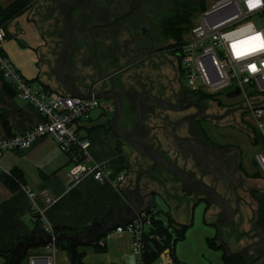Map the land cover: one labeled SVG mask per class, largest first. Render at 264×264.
I'll return each mask as SVG.
<instances>
[{
  "label": "crops",
  "instance_id": "0c3cea01",
  "mask_svg": "<svg viewBox=\"0 0 264 264\" xmlns=\"http://www.w3.org/2000/svg\"><path fill=\"white\" fill-rule=\"evenodd\" d=\"M12 1L14 0H0V4L6 6ZM67 1L69 0H33L28 10L5 25L4 39L0 44L2 54L10 59L26 79L45 89L63 94L66 93L56 78L54 65L64 36L63 15ZM105 15V12L99 14L97 21L105 20ZM94 36L97 37L98 34ZM89 49V59L85 58L91 69H94L96 64L92 61L95 51L92 47L84 51L88 52ZM83 62L85 63L81 58L77 64L83 67ZM97 109L99 111L95 117L91 116L89 121L77 122L75 128L80 139L89 141L88 154L80 159L81 164L92 167L106 163L110 168V174L102 182L91 175H85L77 183L68 184V171L73 165L72 157L50 137H40L27 148L2 153L0 250L12 248L23 236L36 228H44V224H49L53 231L54 227H87L112 208L126 203L121 190L122 183L129 177L128 164L138 158L139 154L126 142H120L111 129L106 127L105 111L100 104L94 110ZM1 113L10 127L11 135H22L30 126L41 121L39 113L28 102L18 95L5 93L0 78V139L8 136L2 126ZM155 143L171 158L163 142ZM177 163L183 166L180 162ZM145 164L147 168L150 163L145 161ZM243 165L250 175L254 174L252 165L247 167L245 161ZM13 168L21 170L25 185L10 191L2 182L1 173H8ZM156 172H163L179 183L163 169ZM119 175H123L122 180L118 179ZM174 184L171 187L167 182L166 198H156V203L176 222L189 227L184 238L175 244L176 262L170 257L168 250L166 256L170 261L167 260L165 264H223L222 250L212 249L206 242L208 238L216 236V229L211 227V222H206V215L209 217L207 220H210L216 210L211 206L207 207L204 200H199V194ZM25 187L34 193L33 198L28 196ZM44 193L50 197V201L46 200ZM195 218L198 219L196 227ZM101 239L102 245H105L103 252L95 251L92 245L79 247V251L83 253V264H138L132 252L130 232L112 230ZM39 248L31 249V252ZM5 263V257L0 256V264ZM55 264H70L64 250H57Z\"/></svg>",
  "mask_w": 264,
  "mask_h": 264
},
{
  "label": "flooded vegetation",
  "instance_id": "af4514ba",
  "mask_svg": "<svg viewBox=\"0 0 264 264\" xmlns=\"http://www.w3.org/2000/svg\"><path fill=\"white\" fill-rule=\"evenodd\" d=\"M165 1L89 0L81 4L72 16V42L65 62L66 78L71 82L79 79H89V81L104 79V86H98L97 90L112 88L123 99V110L118 125L124 132H130L137 121L138 111L135 102L138 99L142 111V123L136 133V139L155 148L168 159L170 158L157 147L160 145L155 143L160 142L159 133L154 131L152 126H157V128L158 126L161 128L167 125L173 126L175 121L195 115L182 120L178 126H185L188 135L199 138L220 149L237 148L240 153L239 169L248 177L250 174L243 165V148L239 144L233 146L230 140L232 136L227 128L233 127L221 126L218 122L229 115H232V118L236 120L238 110L227 113L230 108L235 106L223 107L219 102V110L213 111L211 109L214 103L212 100L215 98H200L191 94L186 86L180 84L178 70L175 72L176 77L175 73L170 76L167 69H164L168 64V54L172 53L170 45L173 41L163 35L162 22L175 16L178 10H184L180 7L181 2H188L191 6L198 7L202 0H179L178 2L171 0L172 5L169 7L171 13L167 12L164 5ZM66 8L67 6L65 11ZM102 12L106 13L105 20L97 21L99 19L98 15ZM153 12L156 13L153 15ZM95 34H98V36L95 37ZM90 47L95 51V62L92 61L96 64L94 69H91L85 58L89 56L90 49L88 52L84 50ZM81 58L85 61L83 67L77 64ZM174 68L176 67L174 66ZM148 94L172 104H190V106L183 110H169L151 100ZM103 102L104 120L109 125V120L115 110V102L108 99L103 100ZM227 134L231 136L230 139ZM246 137L249 141V137ZM254 139L257 142L254 145L258 146L260 138L255 137L254 134ZM252 169L254 171L252 176H254L255 171H257L254 164H252ZM175 180L179 181V183L173 181L176 186L199 194L198 191L178 178H175ZM243 187V190L246 191L244 196L249 197V200H253L251 202L254 203H251L250 206L254 211L248 208L249 218H252L255 226L262 227L264 191L255 185L251 187L248 184L243 185ZM198 197H200V194ZM204 202L207 207L211 206L214 209L212 201L204 200ZM215 210L214 219L217 220L224 216L222 211ZM252 229L250 226L247 229L250 234L255 233ZM238 230L246 231L244 228ZM224 234V240L233 252H237L246 243L256 239L252 235L250 236L252 238L237 236L229 225L223 226V236ZM260 251L259 260L264 261V249ZM24 258L25 256L19 264H23Z\"/></svg>",
  "mask_w": 264,
  "mask_h": 264
},
{
  "label": "built area",
  "instance_id": "2783aa9c",
  "mask_svg": "<svg viewBox=\"0 0 264 264\" xmlns=\"http://www.w3.org/2000/svg\"><path fill=\"white\" fill-rule=\"evenodd\" d=\"M186 34L179 52V71L185 80V86L191 92L213 96L239 90V94L233 98L240 97L251 110L250 115L260 138L253 162L256 170L264 173V106L253 107L250 102L257 93L264 94V47L261 46L264 44V0H260L253 8H249L248 0H215L202 10L198 20ZM257 36L260 37L259 40L250 39ZM3 39L4 31L0 27V44ZM241 41L247 43L240 44ZM234 43L237 44L235 50ZM237 52L242 54L238 56ZM0 72L16 95L33 106L41 116V121L30 126L22 135L0 139V157L4 151L27 148L37 138L50 137L63 151L69 153L77 146L80 152V155L72 157L68 184L77 183L85 175L104 181L110 174L106 163L92 167L81 164L79 156H87L89 141L80 139L75 128L77 122L91 119L92 112L99 106V99H84L38 86L26 79L10 59L1 53ZM118 179L122 180L123 175H119ZM25 189L28 196L33 198L34 193L28 187ZM44 195L50 201V197L46 193ZM150 225V215L142 212L127 225L113 230L132 234V252L138 264H142V234ZM44 229L51 234L52 240L39 246V251L28 252L23 264H54L58 250L54 240L56 234L49 224H44ZM167 252L168 249H164L159 254L156 264H165L169 260ZM259 262L262 260L257 263Z\"/></svg>",
  "mask_w": 264,
  "mask_h": 264
},
{
  "label": "water",
  "instance_id": "95a60500",
  "mask_svg": "<svg viewBox=\"0 0 264 264\" xmlns=\"http://www.w3.org/2000/svg\"><path fill=\"white\" fill-rule=\"evenodd\" d=\"M89 0H71L66 2V11L63 15V40L59 51L56 53L54 71L56 78L64 92L70 96H76L84 99L96 98L100 100H113L115 110L109 120L111 131L122 141L126 142L139 157L129 163V177L123 180L122 192L124 193L126 203L122 206L112 208L101 218L97 219L84 229L77 232H62L55 235L54 240L66 249V254L70 264L77 262V246H87L95 243L99 238L108 234L118 226H125L132 221L137 214L145 213L155 217L164 218V212L156 203V198H166V183L174 186L173 179L158 169L168 172L173 178H178L200 194L199 200H210L214 209L224 213V216L218 218L214 224L218 243L223 247L227 256H239L246 253L255 254L256 250L264 249V215L262 227L255 226L252 218H249L248 208H252L250 198L244 196L243 185L254 187L251 178L239 169L240 153L235 147L220 149L215 145L208 144L199 138L187 134L185 126H178L184 119L174 122L173 126H152L154 131H158L160 142L166 146L170 159L161 152L150 147L138 139L136 133L142 123V111L139 106V100H136L138 111L137 121L130 132H124L118 125L122 110L123 99L114 92L112 88L106 90H97V87H103V80L79 79L71 82L66 78L65 62L72 42V16L73 12L83 3ZM180 7L184 10L196 13L198 8L191 6L188 2H181ZM100 70V69H99ZM100 72V71H99ZM100 89V88H99ZM239 94L235 89L226 93V97L233 98ZM148 97L159 105L169 110H183L187 105H177L164 101L152 94ZM256 99V100H255ZM251 99L253 107L264 106V99ZM249 106H238L230 108L227 113L241 109L245 110ZM226 113V114H227ZM225 114V115H226ZM238 129H243L236 126ZM249 135L253 144H256L254 133L248 128L244 129ZM262 146L264 141L262 140ZM172 160V161H171ZM145 161H149L146 168ZM177 162L183 164L181 167ZM157 174V175H156ZM256 186V185H255ZM164 192V194H163ZM165 197V198H164ZM254 204V203H253ZM255 208V207H254ZM253 210V209H251ZM254 211V210H253ZM229 225L234 233L241 237L256 239L238 250L233 252L224 240L223 226ZM239 225V226H237ZM253 228L254 234H250L249 228ZM244 228L246 231H239ZM52 240V236L43 227L36 228L27 236H23L16 242L12 250L6 256L5 264H19L20 260L31 249L47 244Z\"/></svg>",
  "mask_w": 264,
  "mask_h": 264
},
{
  "label": "trees",
  "instance_id": "16d2710c",
  "mask_svg": "<svg viewBox=\"0 0 264 264\" xmlns=\"http://www.w3.org/2000/svg\"><path fill=\"white\" fill-rule=\"evenodd\" d=\"M33 0H14L11 3H9L6 6H2L0 4V27L3 29L7 23L12 21L14 18L19 16L20 14L24 13L26 10L30 8L32 5ZM174 2H178L179 0H173ZM192 13L187 10H178V13L162 22L163 28L162 32L163 35L166 38H171L173 43L170 45L172 47V53L177 56L178 61L180 62V47L183 44V35L185 31L189 29L188 26H184L191 17ZM0 53L2 54V50L0 48ZM3 55V54H2ZM180 70V67H179ZM0 78L3 81V88L6 94L8 95H16L15 90L9 85L3 78L2 73L0 72ZM34 81H37L36 79ZM191 94H194L200 98H215L213 95H209L203 92H191L188 90ZM1 122L2 126L7 133V135H11L10 127L3 115L1 113ZM108 125V123H107ZM106 127L108 129L109 126ZM255 137H257V133L255 130H253ZM120 142L121 139H119ZM80 155V152L76 147H73L69 155L70 157H73L74 155ZM80 159H82V156H79ZM1 180L3 184L10 190L14 191L18 189L21 185H25V179L23 176V173L18 168L11 169L8 173H1ZM151 219V225L143 231L142 234V242H143V251H142V257H141V263L142 264H153L155 260L158 258L159 254L164 250L168 249L170 257L176 262L175 258V244L182 240L185 236V233L189 227L187 224H181L179 222H176L168 212L164 213V218L155 217L150 215ZM85 227L81 228H65V227H54V233L60 234L62 232H77ZM105 236V235H104ZM103 237V236H102ZM101 237V238H102ZM99 238L95 243L92 244L93 248L97 252H103L105 250V245H101L99 243ZM208 246L215 250H222L223 254V264H264V261L259 262L261 251L256 250V255L253 254H243L239 256H227L223 250V247L218 243L216 236L212 239L206 240ZM57 244V243H56ZM58 249L64 250L66 252V249L61 244H57ZM79 247H76L77 252V262L78 264H83L82 258L83 253L79 251ZM13 248V247H12ZM12 248L7 250H0V256L5 257L9 254V252L12 250Z\"/></svg>",
  "mask_w": 264,
  "mask_h": 264
},
{
  "label": "rangeland",
  "instance_id": "374dc122",
  "mask_svg": "<svg viewBox=\"0 0 264 264\" xmlns=\"http://www.w3.org/2000/svg\"><path fill=\"white\" fill-rule=\"evenodd\" d=\"M214 1L215 0H202L200 2V4L198 5V7H197L198 8L197 12L196 13H192V15L190 17V20L186 24H184V26H188L189 29H190L191 26L198 20L199 14L202 12V10L204 8L210 6V4H212ZM164 5H165V8L167 9V12L171 13L170 10H169V7L172 5V1L171 0H166L164 2ZM155 13L156 12H153V15ZM189 29L187 31H185L183 37L184 36L187 37L186 33L189 31ZM172 64L176 68H174V66ZM179 67H180V62L178 61L177 56L174 55L173 53H169L168 54V64H167V67L164 68V69L165 70L167 69V72H168V74L170 76L174 75L176 70H178V76H179L180 84L185 87V80L181 77V74H180V71H179ZM175 76L177 77L176 73H175ZM214 97H215V99L212 100L214 103L212 104V107H211V109L213 111L219 110V107H218L219 102L221 103V105L223 107L229 106V105H232V106H235V107L247 106V102L244 101V100H241L240 97L227 98L225 93H221L218 96H214ZM255 98H257L259 100L264 99V94L257 93V95L255 97L251 98V99H255ZM99 104L104 109L103 100H99ZM98 111H99L98 109L94 110L93 113H92V116L95 117V115L98 113ZM250 113H251V110H249L248 108L245 109V110L238 109L237 115H236V120H234L232 118V115H229L228 117L223 118V119L218 121L219 125H221V126H227V127L231 126V127H233V128H227L228 132H230V135L232 136V138L230 139L231 136L228 135V134H227V136L231 140L233 146L238 145V144H239L240 147L242 146L243 151H244L243 152V158H244V161H245V164H246L247 167H249V166H251L253 164L254 154L259 149V145L255 146L253 143H251L250 138H249L250 142L247 140L246 136H249V135L244 130V129L247 130L249 128L252 132H253V130H255V132L257 131L255 129V127H254V124H253L254 120L251 117ZM236 126H240L243 129H238ZM257 137H259L258 134H257ZM252 175L253 174H251L250 177H251V180H252L253 184L256 185L257 187L261 188L264 191V173L259 172L257 170L256 174L254 176H252ZM207 219H209V217L206 215V222H211V224H210L211 227H213L215 229L214 224L216 222V219H214L212 217L210 218V220H207ZM200 220H202L201 217H200ZM197 221H198V219L195 218V227L197 226ZM224 238H225V234H224ZM39 250H40V248L37 251H39ZM29 253H32L31 250L29 251ZM22 262L23 263L25 262V258H24V260ZM54 264H55V260H54Z\"/></svg>",
  "mask_w": 264,
  "mask_h": 264
},
{
  "label": "snow or ice",
  "instance_id": "6c2138e0",
  "mask_svg": "<svg viewBox=\"0 0 264 264\" xmlns=\"http://www.w3.org/2000/svg\"><path fill=\"white\" fill-rule=\"evenodd\" d=\"M260 0H248V4H249V8H253V7H256L258 4H259ZM250 39H253V40H259L260 37L257 36V37H252ZM240 44H243V43H247L246 41H241L239 42ZM262 47H264V44L261 45ZM237 48V44H233V49L235 50ZM242 53L240 52H237V55H241Z\"/></svg>",
  "mask_w": 264,
  "mask_h": 264
}]
</instances>
